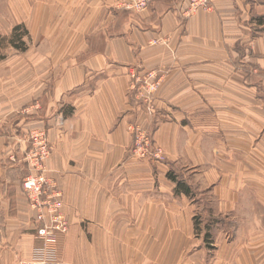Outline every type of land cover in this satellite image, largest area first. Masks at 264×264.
Masks as SVG:
<instances>
[{
  "label": "crops",
  "instance_id": "1",
  "mask_svg": "<svg viewBox=\"0 0 264 264\" xmlns=\"http://www.w3.org/2000/svg\"><path fill=\"white\" fill-rule=\"evenodd\" d=\"M27 1L9 0L5 33L24 24L29 61L4 81L0 57V264H192L195 213L208 220L202 264H264V0L190 15L187 0L140 12ZM150 71L151 113L137 90ZM130 124L151 131L163 162L131 155ZM32 130L51 147L63 232L37 233L22 188Z\"/></svg>",
  "mask_w": 264,
  "mask_h": 264
},
{
  "label": "built area",
  "instance_id": "2",
  "mask_svg": "<svg viewBox=\"0 0 264 264\" xmlns=\"http://www.w3.org/2000/svg\"><path fill=\"white\" fill-rule=\"evenodd\" d=\"M155 0H118L117 7L140 12L148 8ZM213 0H187L184 13L190 15L198 9H209ZM138 95L143 99L147 110L153 111V96L159 86V78L154 71L138 77ZM128 129L133 135L131 155L136 159L163 162V149L152 141L151 133L147 128L130 124ZM26 147L23 160L27 172L22 179V188L30 206L36 211L35 222L39 224L37 233L46 235L49 231H65L68 221L61 210V193L56 183L45 175V160L51 147L43 131L32 130L25 138ZM28 264V263H22Z\"/></svg>",
  "mask_w": 264,
  "mask_h": 264
},
{
  "label": "rangeland",
  "instance_id": "3",
  "mask_svg": "<svg viewBox=\"0 0 264 264\" xmlns=\"http://www.w3.org/2000/svg\"><path fill=\"white\" fill-rule=\"evenodd\" d=\"M40 1L41 0H28L27 3L28 4L30 3V6H31V5H34L36 3H40ZM0 4H1L0 5V8H1L0 12H1V16H2L1 21H2V31H3V36H1V37H5L4 41H0V57H2V60H3L1 62L2 78L5 81V80H7V77L10 76V72L12 71V73H13L15 71L16 72L19 71L21 69L20 64L24 65L25 62H28L29 57L27 56L26 53H23L25 50L21 51V50L15 49L14 47H12L8 44V42L6 40V38L8 36L6 35L5 31L7 30V27L8 28L10 27V24H11L12 20L15 19V17L13 16V14H11V12H9V10H10L9 0H0ZM22 5H23V7H25L26 0H23V1L19 0V6H22ZM24 40H25V44L27 45V47H30V45L32 44L31 40H29L28 37H24ZM16 67L18 68V70ZM5 94H6V92H5ZM8 94H10L9 90H8ZM150 133H151V131H150ZM24 141H25V139H24ZM193 219H194V224L196 227L195 228L196 231H194L195 241H194L193 246H191L188 250L185 251L184 259L193 260L192 264H202V257L204 255L203 254L204 246L202 243L205 244V242H203L201 240L202 236H204V233H202V229L207 224L208 220L206 219V221H204L205 218H203V216L199 213H195ZM205 247H207V246H205ZM210 251H211L210 255H212L214 253V251L212 249H210ZM182 263L185 264L186 262L183 260Z\"/></svg>",
  "mask_w": 264,
  "mask_h": 264
},
{
  "label": "trees",
  "instance_id": "4",
  "mask_svg": "<svg viewBox=\"0 0 264 264\" xmlns=\"http://www.w3.org/2000/svg\"><path fill=\"white\" fill-rule=\"evenodd\" d=\"M24 37H29L28 31L25 28L24 24H16L13 26L9 36L6 38L8 44L15 49L24 51L27 48V45L25 44ZM5 37H1L0 41H4ZM2 58V57H1ZM169 178H171L173 181L176 182V188L181 190L184 193L189 194L190 189L185 184V182L175 174L168 173Z\"/></svg>",
  "mask_w": 264,
  "mask_h": 264
}]
</instances>
